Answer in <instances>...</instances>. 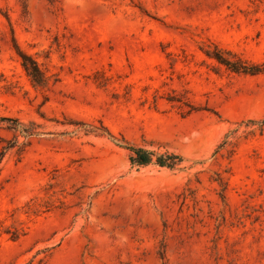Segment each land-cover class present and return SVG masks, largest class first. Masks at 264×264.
<instances>
[{"label": "rangeland", "instance_id": "rangeland-1", "mask_svg": "<svg viewBox=\"0 0 264 264\" xmlns=\"http://www.w3.org/2000/svg\"><path fill=\"white\" fill-rule=\"evenodd\" d=\"M12 37L58 76L47 102ZM206 41L264 63V0H0V264H264V75ZM127 145L184 162L137 169ZM48 183L62 209L12 216Z\"/></svg>", "mask_w": 264, "mask_h": 264}, {"label": "trees", "instance_id": "trees-1", "mask_svg": "<svg viewBox=\"0 0 264 264\" xmlns=\"http://www.w3.org/2000/svg\"><path fill=\"white\" fill-rule=\"evenodd\" d=\"M24 10L26 6L24 4ZM8 21V16L3 15ZM13 49L15 54L19 58L20 66L29 80L31 87L41 96L42 101L47 102V93L52 84L58 82V76L50 73L47 69L41 67V65L31 55L24 52L15 42L12 37ZM199 50L204 57L213 61L216 65L224 68L227 72L235 75L243 76H257L264 75V63L256 64L242 59L230 50L224 49L219 45L206 41L199 45ZM48 57L45 58L47 60ZM105 83H101V87H104ZM163 100L169 104H179L181 108V116L187 117L188 115L197 112L198 110L187 102H182L179 99L172 98L169 95H165ZM220 119V117H217ZM227 124H232L228 121H224ZM80 124V123H76ZM247 124H255L253 121H248ZM105 134L109 135L107 131ZM12 148V147H9ZM127 151L128 163L131 167L137 169H143L150 165H155L160 169H167L169 171L176 170L184 159L176 153L160 148L159 152L149 151L143 147H135L127 145V147H121ZM4 157V152H0V163ZM55 185L48 183L45 187V194L42 197H34L26 202L20 209L14 211L12 216L16 214L22 215L27 222H31L33 219L40 217L45 213H49L54 210L62 209L65 206L64 198L56 197ZM26 223H18L12 221L7 227L2 229V233L8 236L9 240L15 242L26 233Z\"/></svg>", "mask_w": 264, "mask_h": 264}]
</instances>
